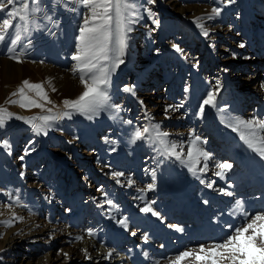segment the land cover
Returning <instances> with one entry per match:
<instances>
[{
	"label": "rangeland",
	"instance_id": "1",
	"mask_svg": "<svg viewBox=\"0 0 264 264\" xmlns=\"http://www.w3.org/2000/svg\"><path fill=\"white\" fill-rule=\"evenodd\" d=\"M137 3L151 8L158 23L154 24L141 10L143 18L133 25L134 32L129 34L131 39L124 56L125 62L111 77L112 101L120 105L121 111H102L92 120L75 114L71 119L53 121L46 135L36 134L31 124L24 119H16L17 115H23L11 104H6L5 100L25 79L33 80V83L51 79L56 90L51 93L52 87L47 83L44 86L49 98L60 110L63 99H74L81 93L79 89L63 91V85L60 87L58 82L64 79L65 74L70 84L75 82L76 87L80 86L78 74L74 76L71 72L76 63L71 57L76 49L79 24L87 10L78 6L75 0H40L41 11L37 13L33 30L22 38L14 52L8 51L11 35L4 44L0 42V61L8 59L9 55L24 53V62L19 63L20 70L26 66L32 72H24L20 80L11 84V88L8 84L0 86V105L15 114L0 128V141L7 140L10 144V152L0 146V220L10 219L13 214L23 217L14 221L11 227L0 224V264H82L80 250L75 246V240L69 237L72 234H78L87 243L94 244L91 253L100 258L99 261L90 258L95 264H111L132 253H139L141 257L133 259L131 264H138L142 259L147 262L152 259L154 264L156 261L168 264V260L175 255L159 252L152 258L150 246L141 242L142 235L147 234L145 230L149 231L147 223L154 217L150 212H141L142 207L150 206L155 212L161 207L168 216L172 200L181 195L187 201L192 216L179 212L175 215L178 220L165 218L164 223L190 225L188 227H192L194 233L205 231L207 236L211 232L208 221L211 217L204 216L206 210L217 213L225 207L228 199L236 196L241 203L247 202L246 209L248 204L258 203V198L263 194L262 190L257 191L248 185V178L254 174V162L257 160L263 165L264 159L248 148L236 131L226 127V123L232 119L264 120V89L260 87L264 83V0H155L152 5H148L147 0H137ZM167 4H171L174 10L182 9L181 15L164 13L162 8H167ZM213 7H220L221 14L213 20L203 21L210 32L206 38L193 21L197 16L209 14ZM4 15L0 13V19ZM45 16H50L51 20L45 19ZM227 27L232 28L231 34L224 36L222 33ZM133 33H137L134 39ZM173 44L182 51L177 52ZM241 44L244 47H240ZM33 69L40 71L34 73ZM217 80L221 85L218 97L220 107L227 105V111L222 113L206 106L203 116H197L199 104ZM125 86L133 87L135 95L124 92ZM140 101H143V105ZM181 102L183 107L178 111L170 110L168 118H165V107ZM53 111L55 114L57 109ZM30 115L47 113L40 109L33 110L24 118H31ZM125 121H131V124ZM150 123L160 124L161 130L169 133L167 139L177 143V151H181V145L183 151L191 141L190 131L199 136V146L210 153L207 170L197 171L196 174L201 176L196 177L181 160L163 155L155 144L146 140L137 141L128 148L133 130L136 127L142 129ZM21 156H24L23 160ZM244 162L248 163L246 170L234 168L242 166ZM222 163L232 164L223 178L236 179L231 183L234 186L230 191L231 196L219 193L217 187L223 179L215 175V171ZM203 164L201 162L199 167ZM22 171L23 176L20 175ZM114 171L124 173L118 178L119 183L112 175ZM246 175L247 178L244 177ZM129 178L132 184L128 183ZM187 180L191 182L192 189L184 186ZM252 183L255 187L256 184L263 185L264 181L259 175H253ZM95 184L98 185L94 187ZM150 184L154 185L151 190L148 189ZM156 184L162 186L158 191L167 186L168 193L154 195ZM93 187H100L96 194L91 190ZM9 192L13 199L9 198ZM142 197L144 201L140 204ZM205 197L213 199V204L204 207L201 200L204 201ZM261 198L263 200L259 207L264 210V196ZM14 199L19 202L14 203ZM106 200L119 207L120 213L123 208L130 216L118 218V214H111ZM159 200H163V203H159ZM180 205L175 206V212ZM260 208L256 211H260ZM246 211L250 214L256 212ZM231 212L239 216L235 206ZM120 220L126 221L124 231L117 229L121 225ZM25 224L31 226L30 231L22 229ZM89 229L94 231V236L88 235ZM162 235L165 236L163 231ZM162 237L154 238L151 243L161 245L166 236ZM175 239L172 242L178 244V238ZM117 240L122 241L117 243ZM203 244L209 245L211 241L205 239ZM118 246L119 253L115 252L108 260L103 258L109 249ZM196 246L179 249V252L191 247L195 250ZM64 253L68 254V259H65ZM183 264L194 262L189 259Z\"/></svg>",
	"mask_w": 264,
	"mask_h": 264
},
{
	"label": "snow or ice",
	"instance_id": "2",
	"mask_svg": "<svg viewBox=\"0 0 264 264\" xmlns=\"http://www.w3.org/2000/svg\"><path fill=\"white\" fill-rule=\"evenodd\" d=\"M75 3L87 10L82 22L79 24L76 49L71 57L76 62L71 72L74 76L78 74L83 91L74 99H63L61 101L62 110H60L55 102L49 98L44 87V83H47L49 87H52V91L56 90L52 86L51 79L38 83L25 79L15 91L10 93L9 98L6 100V104L17 105L22 109L38 108L42 112L48 113L47 115L31 118L15 117L16 119H24L26 123L31 124L34 132L38 135L41 133L46 135L47 129L51 127V122L63 118L71 119L75 114L83 115L92 120L102 111L112 110L115 113L121 111L120 105L112 101L111 77L125 62L124 56L131 39L129 34L133 31V25L143 18L141 10L147 13L148 18L152 19L154 24L158 23L151 8L140 5L137 0H75ZM154 3L155 0H147L148 5ZM39 5L40 0H0V13H5L4 17L0 19V42L5 41L11 35L9 53H13L14 46L18 45L22 38L33 30L37 13L41 11ZM220 14L221 8L213 7L209 14L204 17L197 16L193 22L201 30V34L207 38L210 32L203 21L205 19L213 20ZM45 19L51 20V17L45 16ZM240 47H244V45L241 44ZM173 48L177 52L182 51L175 44H173ZM233 56H235V53H233ZM8 59L16 63H23L24 53L9 55ZM260 87L264 89V83ZM123 91L135 95L133 87L125 86ZM187 91L188 89L185 88V92ZM220 91V81L217 80L216 85L207 91L199 104L197 116H203L206 106L215 108L222 113L227 111V105L223 108L220 107L218 99ZM12 97H16V99H12ZM140 103L143 105V101H140ZM46 105H51V107H46ZM181 107H183V102L177 105H167L164 110L165 118H168L167 113L170 110L178 111ZM54 109H57L55 114H53ZM14 115L7 107L0 106V128H3L7 120L13 118ZM35 121L40 123H35ZM125 123L131 124V121H125ZM226 127H231L236 132H239L242 128L246 129L247 135L241 132V140L248 148L256 152L261 159H264V134H260L264 133V120L256 118L236 119L234 124L232 122L226 123ZM168 137L169 133L162 131L160 124L150 123L142 129L136 127L131 134L130 142L134 144L140 140H149L160 149L163 155L181 160V163H184L193 174L197 171L205 172L207 170L210 153L198 146L199 136H196L192 131L189 132V137L192 139L187 149L186 159H182V145L180 146L181 151H177V143L170 142L167 139ZM0 146L10 152V144L7 140L0 141ZM27 154L26 149L25 155ZM20 159L23 160L24 156H21ZM201 160L204 164L197 169V165L201 163ZM218 168L219 170L215 175L223 179L232 168V164L222 163L218 165ZM20 175L23 176L24 173L21 172ZM112 175L117 178V183H119L118 178L123 176L124 173L114 171ZM153 177H155V172H153ZM128 183H133L131 178H129ZM153 187V184L148 185L149 190ZM208 187L211 188L212 185L209 184ZM220 191L225 195H232L230 191L225 189H220ZM8 195L10 199H13L11 192ZM13 202L18 203L19 201L14 199ZM106 203L113 205L111 200H106ZM240 203V201H237V204ZM140 211L159 216L158 212L153 211L152 207L147 205L142 207ZM241 211L245 217L244 222L235 227L226 239L212 242L209 245L201 243L195 250L188 248L181 251L169 259L168 264H183L184 261L189 259L194 264H264V210L252 214L243 209ZM22 219L23 217L13 214L10 219L0 220V224L11 227L14 221ZM119 223L127 228L125 220H120ZM171 227L176 226L172 225ZM227 227L231 228V225ZM88 235L94 236L95 233L92 229H89ZM75 239L81 240L82 237L77 236ZM144 239L146 241L147 236ZM82 251L86 259L90 258L87 249ZM112 255L113 251L109 249L103 258L108 260ZM64 257L68 259V254L64 253ZM155 264H159V261H156Z\"/></svg>",
	"mask_w": 264,
	"mask_h": 264
},
{
	"label": "bare ground",
	"instance_id": "3",
	"mask_svg": "<svg viewBox=\"0 0 264 264\" xmlns=\"http://www.w3.org/2000/svg\"><path fill=\"white\" fill-rule=\"evenodd\" d=\"M171 4L172 3H174V1H171L170 2ZM250 3V2H249ZM257 3V2H256ZM171 4L170 5H166L167 6V8H162L163 9V11H164V13H168V14H170L171 16L173 15V14H176V15H178V14H180L181 15V13H182V9H178L179 11H177L176 9L174 10L172 7H171ZM175 4V3H174ZM258 4V3H257ZM176 5V4H175ZM261 8V7H260ZM161 9V10H162ZM249 10V9H248ZM258 11V10H257ZM244 17V16H243ZM240 20V19H239ZM241 22V21H240ZM235 26V25H234ZM220 29V28H219ZM235 28H233V30H234ZM231 30H232V28L231 27H227L225 30H223V35L224 36H227V35H230L231 34ZM134 32V31H133ZM142 32V31H141ZM214 33H216V29H214V31H213ZM137 33H133V35H132V38L134 39V37H135V35H136ZM212 34V33H211ZM220 35V34H219ZM43 36V35H42ZM216 36V35H215ZM42 38V37H41ZM136 39V38H135ZM10 41V40H9ZM132 41H134V40H132ZM6 42H8V41H6ZM2 43V42H1ZM21 43V42H20ZM19 43V44H20ZM48 43V42H47ZM53 43V42H52ZM3 44H4V41H3ZM2 44V45H3ZM5 44H7V43H5ZM50 44V43H49ZM70 44V43H69ZM131 45V44H130ZM136 45V44H135ZM17 46V45H16ZM16 46H14V49H15V47ZM20 46V45H19ZM19 46L17 47V48H19ZM36 46V45H35ZM37 46H38V44H37ZM49 46V45H48ZM71 46H73V45H71ZM21 47V46H20ZM132 47V46H131ZM134 47V46H133ZM8 48V47H7ZM37 48V47H36ZM46 48H48V47H46ZM2 49V48H1ZM20 49H23V48H20ZM19 50V49H18ZM70 50H71V47H70ZM128 51V50H127ZM41 53V52H40ZM40 53H38V54H40ZM70 53V52H69ZM19 54V53H18ZM43 54V53H42ZM63 55V54H62ZM65 55V54H64ZM132 55V54H131ZM45 56V55H44ZM46 56H48V55H46ZM60 56V55H59ZM127 56V55H126ZM129 56V55H128ZM68 57V56H67ZM31 63V62H30ZM130 63V62H129ZM152 63V62H151ZM35 64V63H34ZM152 64H154V62L152 63ZM21 65V64H20ZM37 65V64H36ZM163 65V64H162ZM152 67H153V65H152ZM21 68H23L22 70H20V66H19V63H16L15 61H13V60H10V59H7V58H3L1 61H0V86H2L3 84H8V87L9 88H11V84H13V82H16V81H18V80H20L21 78H20V76H22L23 75V73L24 72H28V73H30L31 72V69H29V68H27L26 66H23V67H21ZM44 68V67H43ZM154 68V67H153ZM36 69H38V68H36ZM34 71H35V69H33ZM32 70V71H33ZM118 70V69H117ZM120 70V69H119ZM22 71V72H21ZM40 70H37V71H35L34 73H36V72H39ZM45 71V70H44ZM52 72V71H51ZM32 73V72H31ZM55 73H58V72H55ZM70 73V72H69ZM38 74V73H37ZM44 75H45V73H43ZM49 74V73H48ZM34 75V74H33ZM32 76V75H31ZM46 76H47V74H46ZM59 76V75H58ZM77 76V75H76ZM48 77V76H47ZM51 77V76H50ZM53 77V76H52ZM78 77V76H77ZM59 78V77H58ZM67 77H66V75L64 74V79H61V80H59V82L58 81H56V82H54V83H57L58 82V84H59V86L61 87V85H63L62 86V90L64 89H66V90H71V91H73V89H76V90H74V91H77L78 89L82 92L83 91V87H82V85H80L79 86V88L78 87H76V85H75V82H73V83H71L70 84V80L68 81V79H66ZM33 79H35V78H33ZM40 79V78H39ZM38 79V80H39ZM31 80V79H30ZM36 80V79H35ZM34 80V81H35ZM55 80V79H54ZM33 80H31V82H32ZM46 81V80H45ZM45 84V83H44ZM53 84V83H52ZM77 84V83H76ZM52 86H54V85H52ZM146 86V85H145ZM45 87V86H44ZM46 88V87H45ZM46 90V89H45ZM63 90V91H64ZM78 90V91H79ZM49 91V90H48ZM70 91V92H71ZM53 91H51V93H52ZM60 92V91H59ZM3 93H5V92H3ZM72 93V92H71ZM2 94V89H1V87H0V95ZM49 94H50V91H49ZM66 95V94H65ZM70 95V94H69ZM74 95V94H73ZM72 94H71V96H73ZM54 96V95H53ZM57 96V95H56ZM61 96V95H60ZM58 97V96H57ZM16 98V97H15ZM69 98V97H68ZM74 98V97H73ZM6 99H8V98H6ZM62 99V98H61ZM60 99V100H61ZM59 100V101H60ZM2 100H0V102H1ZM6 101V100H5ZM4 103V102H3ZM1 106V105H0ZM10 106V105H9ZM12 106H14V108L17 110V111H19V113H21L20 115H23V117H24V115H26L28 112H31V111H33V110H39L38 108H32L31 109V111H30V109H22V108H20V107H18L17 105H12ZM193 106H194V104H193ZM48 107V106H47ZM59 107H60V105H59ZM13 109V108H12ZM189 109V108H188ZM10 111V110H9ZM191 111V110H190ZM37 112V111H36ZM54 112V111H53ZM190 113V112H189ZM229 113V112H228ZM30 114V113H29ZM48 114V113H47ZM17 115V114H16ZM18 116V115H17ZM31 116V115H30ZM32 117V116H31ZM193 119V118H192ZM235 120L236 119H232V120H229V122H232L233 124H234V122H235ZM8 122V121H7ZM11 122V121H10ZM15 122V121H14ZM19 122V121H18ZM20 123H21V121H20ZM177 124H179V123H177ZM10 126V125H9ZM28 126V125H27ZM8 127V126H7ZM31 128V127H30ZM13 130H15V129H13ZM222 130V129H221ZM220 130V131H221ZM54 131V130H53ZM222 131H224V130H222ZM14 132H16V131H14ZM225 132V131H224ZM235 132V131H234ZM241 132H243L245 135H247V130L246 129H240V131L239 132H236L237 134H238V137H240V135H241ZM54 133V132H53ZM12 134H13V132H12ZM48 134V133H47ZM261 134V133H260ZM264 134V133H263ZM10 135V134H9ZM213 135V134H212ZM220 135V134H219ZM217 136H218V134H217ZM25 137V136H24ZM226 138V137H225ZM215 139V138H214ZM217 139V138H216ZM65 140V139H64ZM63 140V141H64ZM146 142L147 143H149L150 141L149 140H146ZM190 142L191 141H189L187 144H186V146H185V148H184V150L182 151V154H183V158L184 159H186V157H187V149H188V146H189V144H190ZM227 142V141H226ZM131 145H133V143H131V144H129V146H128V148L129 147H131ZM199 146V145H198ZM231 145H229V147H230ZM15 147V146H14ZM200 147V146H199ZM22 148V147H21ZM231 148V147H230ZM48 149V148H47ZM75 149V148H74ZM232 149V148H231ZM2 150H3V148H2ZM16 150V149H15ZM50 150V149H49ZM76 150V149H75ZM6 151V150H5ZM1 153V152H0ZM253 153V152H252ZM232 154H234V152H232ZM257 154V153H256ZM231 155V154H230ZM258 155V154H257ZM258 157V156H257ZM87 158H90L89 156H87ZM86 158V159H87ZM173 158H175V157H173ZM230 158H231V156H230ZM32 160H34V159H32ZM233 160V159H232ZM88 161V160H87ZM34 162V161H33ZM201 162H203V160H201ZM27 163V162H26ZM26 165V164H25ZM200 166V164L199 165H197V168ZM253 168H254V176L255 177H257L258 175H259V177L262 179V181H264V166L259 162V161H255L254 162V166H252ZM185 168L187 169V170H189V168L187 167V166H185ZM234 168H238L239 170H242V169H245V167H241V165L239 166V167H234ZM219 170V168L215 171V172H217ZM23 172V171H22ZM171 176V175H170ZM195 176L196 177H198V176H201L200 174H196L195 173ZM173 177V176H172ZM170 178V177H169ZM232 178L234 179V177H229V178H225V179H223L222 180V183L219 185V186H217V187H219V193H221V194H223L221 191H220V189H225L226 191H231L232 189H233V184H231V183H234V181L235 180H232ZM166 179V178H165ZM175 179V178H174ZM13 180L15 181V178L13 177ZM169 179H167V181H168ZM227 181H229V183H227ZM93 182H95V181H93ZM174 182V181H173ZM157 183H159V182H157ZM216 183V182H215ZM220 183V182H219ZM170 184V183H169ZM98 184H95V186L94 187H96ZM89 186V185H88ZM162 186H163V183H162ZM161 185H158L157 186V184L155 185V190H154V192H153V194L154 195H159V194H167L168 193V189H167V186H165L164 188H162V189H160V191H158L157 189L159 188V187H162ZM183 186V185H182ZM184 186H186V188L187 189H192V187H191V182H189L188 180L187 181H185V183H184ZM91 188V190H92V192H93V194L97 191V190H99L100 189V187H98V189H95V188ZM242 187V186H241ZM256 188H257V190H259V189H264V184L262 185V184H256V186H255ZM170 188H171V186H170ZM186 188H185V190H186ZM240 188V187H239ZM238 189V188H237ZM128 190V189H127ZM196 190H198V189H196ZM195 190V191H196ZM187 191V190H186ZM191 191V190H190ZM151 191H149L148 193H150ZM160 192V193H159ZM192 192V191H191ZM236 192V191H235ZM91 194V193H90ZM96 194V193H95ZM194 195V194H193ZM181 196V195H180ZM180 196H178L177 198H175V199H173L172 200V204H171V206L169 207V209L168 210H170V215H168V216H165V210H163L161 207H159V209L156 211V212H158L159 213V216H154L153 218H150L151 219V222H148L147 223V225H149V231L148 232H146V230H145V234L146 235H142V238H143V240L141 241L142 243H143V245L144 244H146V245H148V246H150V247H148V248H150L151 250H152V252H151V257L153 258L154 256H155V254H157V253H159V252H161L163 255L167 252V253H169V254H172V255H176V254H178V252H179V249H182V248H185V247H190V246H196V245H199V244H201V243H203V241L205 240V239H208V240H210L211 241V243L212 242H219V241H222L223 239H226V237H227V235H230L231 233H232V231H233V229L235 228V227H238L239 225H241L242 224V222H244V220H245V217H244V215L242 214V211H241V209H243L244 211H246L247 209H248V211L249 210H251L250 212L252 213V212H254V211H256V209H258V208H260L259 207V204H260V202L263 200L262 198H260L259 199V203H257V205H255V204H251V205H253V206H249L248 208L246 207V209H245V206H246V203H240V204H237V201L239 200L238 198H236V197H231L232 198V200H227L226 201V204H225V207L221 210V211H219V212H217V213H213V212H211V210H206V212H207V214L206 215H204V213H203V211H202V215H204V216H207V217H211V218H209V222L211 223V232L210 233H208L207 234V236H206V234H205V231H203V232H201V233H198V234H196V233H194L193 231H192V227H188V226H182V225H176V227H171L172 225H170V224H168V223H170V222H168V223H164V220H166V219H169V218H174L172 221H176V220H178V219H175V215L177 214V213H179L180 212V214H185V213H189V211H188V205H187V201L186 200H184L182 197H180ZM144 197H145V195H144ZM144 197H142L143 199L142 200H140V204H141V202H143L144 201ZM217 198V197H216ZM209 199V198H208ZM206 197H205V200L203 201V200H201V203H202V205L204 206V207H207L208 205H209V203H211L212 201H213V199L212 200H208ZM136 202H138V200H136ZM195 202V201H194ZM159 203H163V200H159ZM107 204V206L111 209L110 211H111V214H118V218L119 217H121V216H123L124 215V217H126V218H128V216H130V214H126L127 212L125 211L124 212V209L123 208H121L120 210L122 211L121 213L119 212V207H116V206H113L114 205V203H113V205H109L108 203H106ZM177 204H181L180 205V209L178 210V211H174V209H175V206L177 205ZM237 205V206H236ZM135 206H136V204H135ZM235 206V209H236V211L237 212H239V216H237V215H235L234 213L232 214V212H231V209L233 208ZM255 208V209H254ZM195 209V208H194ZM261 209V208H260ZM262 210V209H261ZM260 210V211H261ZM162 211V212H161ZM230 212H231V214H230ZM167 214V213H166ZM178 215V214H177ZM192 216V215H191ZM213 216H216V217H213ZM108 218V217H107ZM166 218V219H165ZM184 218V217H183ZM186 218V217H185ZM195 218V217H194ZM238 218H240V219H238ZM153 219H154V221H153ZM180 219V218H179ZM188 219V218H187ZM193 219V218H192ZM196 219V218H195ZM181 220V219H180ZM184 220V219H183ZM159 221H161L160 223H159ZM185 221H188V220H185ZM197 221V220H196ZM178 223V222H177ZM192 223V222H191ZM228 223V225H231V228H229V227H227L228 225H226ZM168 224V225H167ZM147 225H145L144 226V228L147 226ZM30 227L31 226H29V224H25L24 226H23V228L22 229H24L26 232L27 231H30L31 229H30ZM160 228V229H159ZM117 229H122L123 231H124V226H122V225H120L119 226V228H117ZM146 229V228H145ZM148 229V228H147ZM179 229V230H178ZM183 230H187V231H184V233H182V231ZM162 231L164 232V234H165V236H166V238H164V237H162L163 235H162ZM144 232V231H143ZM142 232V233H143ZM77 236H79L78 234H75V235H69V237L70 238H73L74 240H75V246H77V249H79L80 250V259L82 260V264H89V263H91V264H95L94 262H93V260H90V258H92V257H94V261H99L100 260V258H96L97 256L95 255V253L93 252V254L91 253L92 252V246H94V244L92 243V242H88L87 243V241H85V240H83V239H81V240H77V239H75ZM145 236H147V240L145 241V239H144V237ZM162 237V238H164V239H162V242H161V245H157V244H152L151 243V240H153L154 238H156V237ZM126 238V237H125ZM175 238H178V244H175V243H173V242H171L172 241V239H175ZM132 239V238H131ZM130 239V240H131ZM127 240V239H126ZM155 240V239H154ZM170 240V241H169ZM176 240V239H175ZM121 241L122 240H117L116 242L117 243H121ZM156 242V241H155ZM116 244V243H115ZM121 245V244H120ZM180 245H182V247L181 248H176V246H180ZM192 248V247H191ZM196 248H197V246H196ZM83 249H87V251H88V254H89V257L90 258H88V259H86L85 258V255H84V252L82 251ZM112 251H113V254L115 253V252H118L119 253V251H120V247L118 246V247H114V248H112L111 249ZM136 252V251H135ZM154 255V256H153ZM137 257H141L140 256V254L138 253V254H136V253H132V255L131 256H129V257H125V258H123V257H120L118 260H115V262L113 261L111 264H131V261H133V259H135L136 260V258ZM103 259V258H102ZM141 259V258H140ZM72 262V261H71ZM71 262H69V263H71ZM134 262V261H133ZM109 263V262H108ZM154 264V260H152V259H149L148 260V262L147 261H145L144 259H142V260H140V261H138V264Z\"/></svg>",
	"mask_w": 264,
	"mask_h": 264
}]
</instances>
